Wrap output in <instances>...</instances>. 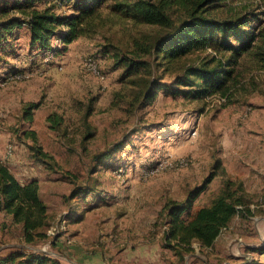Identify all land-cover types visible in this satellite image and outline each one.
Masks as SVG:
<instances>
[{"label": "rangeland", "instance_id": "1", "mask_svg": "<svg viewBox=\"0 0 264 264\" xmlns=\"http://www.w3.org/2000/svg\"><path fill=\"white\" fill-rule=\"evenodd\" d=\"M133 1L83 0L96 5L97 14L64 50L53 38L58 52L30 48L24 29L16 39L0 40V162L21 184L38 182L47 214L37 230L45 238L28 243L22 226L0 210V255L40 251L63 264H264V56L256 50L264 39L238 59L229 102L192 99L182 95L183 86L174 93L176 71L212 53L207 50L184 57L170 72L160 68L165 86L156 100L132 106L134 88L122 81L124 69L113 55H130L136 43L163 30L115 6ZM170 9L175 20L184 15L183 4ZM211 12L242 14L247 31L264 33V0L219 1ZM87 56L97 59L104 79L83 68ZM22 72L28 77L14 79ZM50 116L60 117L58 128ZM29 145L45 153L46 162L33 159ZM114 147L111 156L96 158ZM177 159L186 164L143 175ZM211 176L192 210L209 205L231 179L243 183L249 211L235 216L212 247L168 240L165 203L185 204Z\"/></svg>", "mask_w": 264, "mask_h": 264}, {"label": "trees", "instance_id": "2", "mask_svg": "<svg viewBox=\"0 0 264 264\" xmlns=\"http://www.w3.org/2000/svg\"><path fill=\"white\" fill-rule=\"evenodd\" d=\"M226 0H135L128 3H115L125 7V12L148 24H158L163 30L147 36L130 49V55L115 54V64L123 67L122 81L134 88L129 104L147 106L154 102L161 83L159 69L170 72L180 61L193 53L211 50L198 61L182 64L177 70L173 84L177 93L180 86L185 89L182 95L192 99H204L208 96L223 98L229 102L232 88L237 84L236 64L241 55H248L257 45L258 37L264 39V33L247 31L248 19L242 14H233L229 18L213 16L211 10L218 3ZM3 2V1H2ZM0 3V40L14 38L19 28L25 27L29 34L30 48L41 51L59 47L51 46L53 38L62 43V50L67 44L84 34L85 28L91 26L97 7L93 3L82 5L83 0H12ZM75 3V6L73 3ZM174 4H183L184 15L174 19L170 8ZM71 6L76 7L71 13ZM62 26L66 31H61ZM5 38V39H4ZM3 39V40H2ZM234 42V43H231ZM2 50H5L2 48ZM264 56V47L256 46ZM264 60V58H261ZM165 86V85H164ZM34 107V106H33ZM52 128L61 124L59 116L48 117ZM89 129V126H86ZM87 131L85 138L91 135ZM31 157L38 162H46L45 153L34 146H28ZM109 151L96 155L107 158L115 152ZM207 178L201 186L188 193L185 204L165 203L166 216L165 237L178 245L190 248L193 241L202 247H212L223 229L227 228L235 216L243 215L246 210L245 189L242 182L226 179L219 193L207 206L191 209L194 199L204 190ZM36 180L21 184L0 162V210L11 216L14 223L22 226L26 242L32 243L36 238L43 239L40 230L46 225V205L38 194ZM84 190L81 192H87ZM77 192H75L76 194ZM185 213L186 217L182 214ZM23 249L8 251L0 255V264H63L56 257L45 252H24ZM262 252V251H261ZM249 264V263H245Z\"/></svg>", "mask_w": 264, "mask_h": 264}, {"label": "built area", "instance_id": "3", "mask_svg": "<svg viewBox=\"0 0 264 264\" xmlns=\"http://www.w3.org/2000/svg\"><path fill=\"white\" fill-rule=\"evenodd\" d=\"M82 66L86 71H88L92 75L96 76L100 80L104 79V74L100 70V68L98 66L97 59L94 56L84 57ZM27 77H28V74L25 72L16 73L14 75V79H19V80L23 79V78H27ZM219 100L224 101L223 98H220ZM194 134H195V132H192V135H194ZM11 151H12V146H7L6 147V156H9ZM185 164H186V161L183 159H179V160L177 159V160H174V161L169 162V163H164L161 161L157 165H155L154 167H151L149 169H145L142 172H143V175H150V174H153L154 172L162 171V170H165L167 168L182 167Z\"/></svg>", "mask_w": 264, "mask_h": 264}, {"label": "crops", "instance_id": "4", "mask_svg": "<svg viewBox=\"0 0 264 264\" xmlns=\"http://www.w3.org/2000/svg\"><path fill=\"white\" fill-rule=\"evenodd\" d=\"M11 1H12V0H4L3 2H4V3H5V2H8V3L10 4ZM3 2H2V4H4ZM0 3H1V2H0ZM23 29H24L25 32L28 34L27 29H26L25 27H22V28L17 29V31H16V35L18 34L19 31H21V30H23ZM27 36H28V40H29V34H28ZM16 38H17V37L14 36V39H16ZM35 52H36L35 50H34V51L32 50V53H33V54H34ZM247 246H250V247H251V245H247ZM259 254H260L262 257H264V249L262 250V252L260 251Z\"/></svg>", "mask_w": 264, "mask_h": 264}]
</instances>
